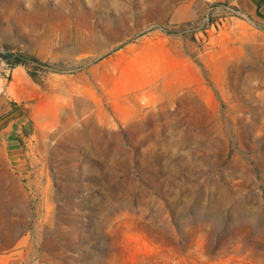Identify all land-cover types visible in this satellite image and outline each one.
Returning <instances> with one entry per match:
<instances>
[{
  "label": "rangeland",
  "instance_id": "1",
  "mask_svg": "<svg viewBox=\"0 0 264 264\" xmlns=\"http://www.w3.org/2000/svg\"><path fill=\"white\" fill-rule=\"evenodd\" d=\"M250 1L0 0V264H264Z\"/></svg>",
  "mask_w": 264,
  "mask_h": 264
},
{
  "label": "trees",
  "instance_id": "2",
  "mask_svg": "<svg viewBox=\"0 0 264 264\" xmlns=\"http://www.w3.org/2000/svg\"><path fill=\"white\" fill-rule=\"evenodd\" d=\"M246 3V6L248 9L254 10V12H258L259 14V4L257 2H253L250 0H244ZM12 59H13V66H17L18 64H28V63H34V66L36 67H41L45 66L46 63L38 60L37 58L34 57H28L23 54H12Z\"/></svg>",
  "mask_w": 264,
  "mask_h": 264
},
{
  "label": "water",
  "instance_id": "3",
  "mask_svg": "<svg viewBox=\"0 0 264 264\" xmlns=\"http://www.w3.org/2000/svg\"><path fill=\"white\" fill-rule=\"evenodd\" d=\"M22 112H23V108L20 107V108L14 110L13 112H11L10 114L6 115L5 117L1 118L0 119V126L7 124L9 121L14 119L17 115H19Z\"/></svg>",
  "mask_w": 264,
  "mask_h": 264
}]
</instances>
